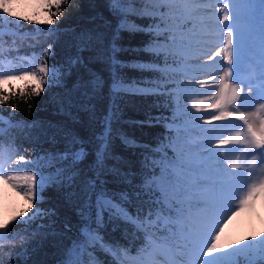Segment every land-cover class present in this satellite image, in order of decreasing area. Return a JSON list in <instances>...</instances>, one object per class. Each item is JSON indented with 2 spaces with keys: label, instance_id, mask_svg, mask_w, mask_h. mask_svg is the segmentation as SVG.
I'll use <instances>...</instances> for the list:
<instances>
[{
  "label": "snow or ice",
  "instance_id": "obj_1",
  "mask_svg": "<svg viewBox=\"0 0 264 264\" xmlns=\"http://www.w3.org/2000/svg\"><path fill=\"white\" fill-rule=\"evenodd\" d=\"M63 4L64 0H38L36 15L42 9L47 20L41 19L37 23L51 25L53 19L61 14ZM217 4L222 6L217 9ZM109 5L114 14L120 16L108 58L114 77L116 68L124 66L116 58V53L120 51L117 39L122 30L148 34L151 39L143 51L155 58L162 57L166 65L171 60L187 66L189 60L199 63L206 55L204 66H207L208 62L220 57L222 62L218 70H222L223 74L218 83L211 85L215 95L208 99L206 106L204 100L192 101V108L196 112L208 113L203 124L200 123L201 117H194L195 127L200 129L199 137L190 138L192 130L182 119L173 118L171 123H166L169 131L167 146L172 149L171 155L159 163L149 160V175L140 184L133 185L134 173L120 171L125 184L140 190L131 195L128 191L116 193L118 200L103 187L106 181L101 180L99 171L108 152L112 119L110 109L109 116L105 118V131L98 137L102 144L96 154L97 170L83 185L85 202L78 210L84 222L81 228L82 239L66 250L61 264H81L76 258L77 253L82 254L88 250V254H92V250L97 248L109 254L119 250L127 257L126 248L121 249L117 243L105 241L101 235L100 230L112 221L131 225L143 233L142 247L137 250L131 264H264V231L259 233L261 239H256L255 235L251 239L245 236L248 243L234 235V222L247 216L249 227H252L251 218L259 217L257 203L264 202V0H109ZM0 12L13 19H22L28 23L33 21L31 16L14 13L12 0H0ZM130 14L151 18L152 23L145 28L129 26L127 17ZM45 31L56 33L58 29ZM204 33L212 34L209 38L218 43L210 52L195 55L196 46ZM77 40V55L69 58L66 68L53 64L50 69L44 62L49 54L55 56L49 45L43 56L35 58L40 61L38 68L22 70L18 75L0 74V105L9 101L10 86L17 81L25 82L20 89L21 93L28 89L30 94L38 97L44 91L45 84H48L49 89L54 86L63 87L62 78L70 77L77 66L87 67L82 53L91 50L93 41L102 43V37L93 36L85 30ZM0 42L8 41L0 37ZM11 42L15 43L14 40ZM98 58L103 59L102 56ZM132 67L165 71L159 64H136ZM243 72H247L246 79L242 78ZM90 75L92 78L89 80L78 78L68 95L57 101L59 113L67 115L74 122H78V117L73 114V108L94 110V105L79 104L75 93L80 92L81 96L90 100L103 86L98 75L91 72ZM210 79L215 81L216 77L212 75ZM196 83L202 87L209 86V80L200 79ZM81 89L84 91L81 92ZM113 91L166 95L169 102L179 109L180 98L186 88L177 85L175 89H161L159 86L155 89H141L125 85L116 78ZM184 111H188L186 107ZM183 114L181 112L180 117ZM9 115H14V110ZM173 117H176V113H173ZM161 119L167 121L169 118H157V122ZM224 121L242 122L237 125L240 131L235 132L234 136L221 138L215 135V127H204V124ZM9 126L15 125L10 122ZM29 126L35 127L37 122ZM49 126L58 127L51 122ZM3 132L4 129L0 128V138ZM64 135L67 137L72 134L65 132ZM56 142L55 134L49 137V143ZM76 144L81 145L78 150L73 147ZM230 145H241L243 149H230ZM130 146H135V141L130 142ZM241 151L251 156L247 164L240 163V155L237 153ZM87 155L82 141L72 135L68 141V150L63 153H38L34 161H26L20 155L16 163L20 165V161H25L22 168L26 171L17 167L11 169V174H7L0 167V182L11 188L17 196L22 194L27 205L11 220L0 223V229H7L10 224L19 221L27 230V226L38 219L42 221L55 216V209L43 208L44 192L48 188L74 189L80 177L77 165ZM97 181L101 184L98 193ZM149 192L156 194L151 206L147 209L137 208L135 215L129 212L127 206L132 204V197L140 198ZM75 194L73 190L67 196ZM37 203L41 207H35ZM93 207L96 209L94 216L91 211ZM45 227L43 223L39 224L37 232ZM65 227L70 230L68 225ZM36 234L33 233L34 236ZM47 234L44 233L45 236ZM51 234L55 235V230ZM24 252H27L26 248ZM0 264H3L2 260Z\"/></svg>",
  "mask_w": 264,
  "mask_h": 264
},
{
  "label": "trees",
  "instance_id": "obj_2",
  "mask_svg": "<svg viewBox=\"0 0 264 264\" xmlns=\"http://www.w3.org/2000/svg\"><path fill=\"white\" fill-rule=\"evenodd\" d=\"M33 2L36 3L34 9L21 11L25 5L13 9L14 13L31 16L33 18L31 23L6 17L0 12V24L3 25L0 29V37L8 41L0 42V67L3 66L4 61H8L9 74L18 75L22 70L38 68L40 61L35 58L43 56L49 45L55 56L49 54L44 62L50 69L53 64L66 68L69 58L77 55V37L82 31H90L93 36L100 35L103 42L93 41L91 50L82 53L87 67L77 66L70 77L62 78L63 87L54 86L49 89L48 84H45L44 91L37 97L30 94L28 89H24L21 93L20 89L25 82L17 81L10 86L9 101L0 105L2 110L0 128L4 129L0 138V154L6 157L10 166L15 164L23 169L22 165L25 161H20V165L16 163L20 155H23L26 161H34L38 153L40 155H46L49 151L63 153L68 150V141L71 140L72 135L82 141V146L88 153L77 165L80 169V177L74 189L48 188L44 192L43 208L55 209L57 213L55 216L47 217L42 221L38 219L28 225L27 230L19 221L9 225L4 238L0 240V245H3L0 247V260L3 264H61L65 259L66 250L70 249L74 242L81 241V228L84 222L78 215V210L85 202L86 193L83 191V185L97 170L96 154L102 144L98 137L105 131V118L109 116L110 109L112 119L108 152L104 165L99 171L101 180L106 181L103 187L117 200L119 196L115 195L116 193L128 191L131 195L132 192L140 190L133 185L140 184L149 175L150 166L147 164L149 160L159 163L161 159L171 155L172 149L167 146L169 131L166 123H171L173 118L182 119L192 130L190 136L193 139L198 138L200 134V129L190 126L194 117H201L200 112L192 108V101L197 100L198 97L192 96L188 91L181 96L179 109L169 102V97L166 95L113 91L116 78L125 85H134L141 89H155L157 86L161 89H175L177 85L184 88L187 84L186 80L190 77L183 72L182 64L169 60L166 65L162 57L155 58L143 51L151 39L148 34L129 30H122L118 35L117 47L120 51L116 53V58L124 66L116 68V77H114L108 58L111 55V43L120 16L111 10L109 0H64L61 14L53 19L51 25L37 23L41 19L46 21L47 16L42 9L39 10L40 14L36 15L38 0ZM151 23V18L131 14L127 17L129 26L145 28ZM47 29H58V31L52 33L45 31ZM12 40L15 43H12ZM100 56L103 59L98 58ZM136 64H159L165 71L132 67ZM90 72L101 78L103 86L90 100H86L80 92L75 93L79 104L94 105V110L82 111L73 108V114L78 117V122H74L67 115L59 113L57 101L68 95L78 78L91 79ZM88 91L91 93L92 89L89 87ZM185 107L188 110L186 112ZM13 110L14 115L10 116ZM181 112L184 113L182 117H180ZM173 113H176V117H173ZM157 118L169 119L167 121L161 119L157 122ZM10 122L15 126L10 127ZM32 122H37V126L30 127ZM49 122L58 127H50ZM65 132L72 135L66 137ZM53 134L57 142L49 143V137ZM132 141H135V146H130ZM73 147L78 150L81 145L76 144ZM110 169L119 171L112 172ZM120 171L134 173L133 185L123 182L124 177L119 174ZM73 190L76 194L68 197L67 193ZM100 190L101 184L97 181L96 192ZM95 195L94 193L93 201ZM155 196L156 194L152 192L140 198L133 196L132 204L127 206L129 212L135 215L137 208L147 209ZM26 206L15 201L10 208V214L12 217L14 214L18 215ZM35 207L41 205L37 203ZM91 211L94 216L95 207ZM41 223L46 227L37 232ZM65 225H68L70 230L66 229ZM53 230L55 235L51 234ZM100 232L105 241L117 243L121 249L126 248L127 257L119 250L115 254H109L97 248L92 250V254H88V250L82 254L77 253L76 258L81 264H131L132 258L143 244V233L120 221L107 223ZM33 233L37 234L34 236ZM44 233L48 234L45 236Z\"/></svg>",
  "mask_w": 264,
  "mask_h": 264
},
{
  "label": "rangeland",
  "instance_id": "obj_3",
  "mask_svg": "<svg viewBox=\"0 0 264 264\" xmlns=\"http://www.w3.org/2000/svg\"><path fill=\"white\" fill-rule=\"evenodd\" d=\"M33 1L34 0H12V7L13 9H16L25 5L21 11H28L30 9H34L36 6V3ZM221 6L222 5L220 4L216 5L217 9H219ZM211 35L212 34L210 33H204L202 35L201 41L196 46L197 51L195 52V55H201L202 52H210L213 46L218 43L217 40L209 38ZM206 61L207 56L204 55L199 63H197L195 60H189L187 66L183 65V72L189 74L190 77L189 80H186L187 84L184 88H186V91H188L192 96L198 97L195 101L204 100L205 106L207 105L208 99L214 97L215 95L211 85L218 83L219 77L223 74L222 70H218L220 69V62H222L220 57H217L216 61L208 62L207 66H204ZM8 64V61H4V63H2L3 66L0 67V74H9L7 69L9 66ZM212 75L216 77L215 81L210 79ZM242 78H247V72L242 73ZM200 79L209 80V86L202 87L200 84L196 83V81ZM241 110L243 111L244 109ZM207 115L208 113H200L201 124H203V119L206 118ZM241 123L242 122L240 121L214 122L213 124H204V127H215V135L221 138H227L228 136H234L235 132L240 131V128L237 127V125ZM190 126L195 127V120L192 121ZM190 138H192V136H190ZM228 147L230 149L234 147L243 149V146L241 145H230ZM237 154L240 155V163L247 164L249 161H251V156L245 154L243 151ZM0 167L3 168L4 173L11 174V169L17 168L19 166H15V164L10 166L6 157L0 154ZM20 170L22 171L23 169ZM10 190L11 188L0 182V223H3L5 220H11L12 215L10 214V208L12 203H15L16 201V203H20V205H26V201L24 200L22 194L17 196L15 192H11L12 190ZM256 210L259 214V217L253 216L251 218L252 227H249V218L247 216H244L242 219H238L237 222H234V235L244 243H248V240H245V236H248L249 239H251L253 235H255L256 239H261V237H259V233L264 231V222H262V220H264V202H258ZM230 231H233V229L230 228ZM5 232L6 229H0V240L4 238Z\"/></svg>",
  "mask_w": 264,
  "mask_h": 264
}]
</instances>
